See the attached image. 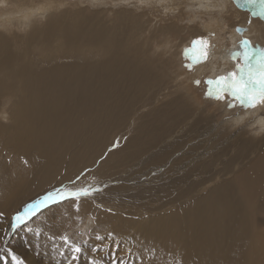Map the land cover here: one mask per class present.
Masks as SVG:
<instances>
[{"label": "bare ground", "instance_id": "bare-ground-1", "mask_svg": "<svg viewBox=\"0 0 264 264\" xmlns=\"http://www.w3.org/2000/svg\"><path fill=\"white\" fill-rule=\"evenodd\" d=\"M105 1L91 4L84 0H0V21L17 27H6L4 33L0 32V166L2 160L12 161L8 175L3 177L8 189L0 188V211L10 217L12 205L20 201L15 196L22 199L27 194L23 191L26 186L47 190L46 186L56 179L69 185L70 180L83 173L82 177L93 185L104 178L114 185L109 184L105 191L108 195L96 198L95 193L92 198H82L79 211L74 200L56 205L49 215L59 220L48 221L43 227L69 237L67 232L82 237L84 230L93 235L96 244L99 241L95 236H103L111 229L109 232L122 238L134 254L143 258L144 264H264V152L240 165L239 170L228 166L227 176L215 171L214 160L200 162L185 172V167L175 162L176 156L182 157L181 152L166 159L180 145V140H167L172 138L179 119L190 117L191 109L189 103L181 101L179 91L174 93L172 85L178 70L173 44L176 29L187 45L201 36L213 45L215 31L221 26L235 30L229 37L230 47H218L214 52L217 59L208 61L209 71L214 69L211 78L215 79L232 71L237 60L243 62L242 56L231 59L232 52L243 51V37L251 41L259 55L264 49V21L249 18L250 14L240 13L239 8L233 10L228 0H217V5L213 0H192L189 5L209 4L208 8H215V15L208 14L202 22L193 21L184 32L177 16L176 20L172 16L175 6H183L187 0H162L155 5V13H160L156 24L151 13L136 12V0H122L132 6L111 7L108 6L118 0ZM139 1L145 9L152 3ZM230 15H238L240 23L235 22L236 18L232 20L236 25L229 22ZM226 21L232 25L227 27ZM238 26L244 31H237ZM155 45L169 48L157 53L159 50H153ZM178 56V65L183 69L180 50ZM179 82L182 91L181 85L188 81L179 74ZM192 89L190 85L189 94ZM163 90L173 93L162 98L165 102L161 99ZM219 101L220 107L212 106L215 111L226 107V96ZM258 104L255 113L264 108V103ZM194 112L197 111L191 115ZM255 113L246 109L232 111L231 118L224 117L220 123L211 112L204 122L220 130L225 128L230 134L231 127L238 129ZM166 119L171 122L163 127ZM257 123L264 128L263 117L256 119L252 127ZM194 124L188 132L197 130L199 126ZM244 126L243 132L251 133L250 123ZM237 135L233 134L250 139ZM217 142L222 149L233 145L221 144L218 139ZM116 143L119 147H113ZM248 146L244 143V148ZM188 147L193 151L197 145L189 143ZM140 166L159 170L149 173L148 178L141 172L127 176L129 168ZM175 168L177 172L184 170L176 173L175 179L168 176L167 183H156L165 170L169 173ZM199 169H211L216 174L192 180ZM218 178L221 180L216 181ZM183 183L186 187L180 186ZM125 188H135L136 192L119 193ZM162 194L165 199L158 201ZM151 197L156 199L148 205L142 203ZM99 199L103 200L96 202ZM135 204L141 209L133 211ZM82 212L95 217H84L81 223L78 218ZM9 219L8 223L12 220ZM99 219L102 224L98 228ZM96 222L98 229H91ZM33 223L24 229L31 227L34 231L30 233L37 239L43 235L48 240L45 229L40 231ZM21 228L10 237L11 242ZM12 233L10 228L8 235ZM92 246L85 249L89 252ZM52 252L57 255L54 249ZM68 254L65 251V256ZM59 257V264H66L65 258ZM106 259L111 264L110 258Z\"/></svg>", "mask_w": 264, "mask_h": 264}, {"label": "rangeland", "instance_id": "rangeland-1", "mask_svg": "<svg viewBox=\"0 0 264 264\" xmlns=\"http://www.w3.org/2000/svg\"><path fill=\"white\" fill-rule=\"evenodd\" d=\"M101 1L106 2L105 0H100L99 2H101ZM150 1L152 3L148 5L147 9H145V7H143L144 4H142L139 0L134 1L135 3L139 4V6L141 5V8L139 6H136L137 11L136 10L135 11L136 12H140V11L145 12L146 11V12L151 13L156 18V21L154 22V24H156V22L158 21V18H159V17L157 18L156 16H158L160 13L159 12L155 13L156 11H155L154 7H155V5L161 4L162 0H150ZM213 1L217 5V3H216L217 0H213ZM84 2H88L91 4H94V3L98 4L99 3V2H95V1H85V0H84ZM112 3L113 4H110L109 6L108 5L107 6L111 7L112 5H131L132 4L128 1L123 3L122 0L121 1L120 0L113 1ZM189 3H193V1L187 0L183 6L181 4H178V6H175V12H174V15L172 16V18H175V20H176V16H177V23L181 28L184 29V32L188 31V28H189L188 26L193 21L202 22L203 20H205V18L208 16V14L215 15V13H214L215 8H208L209 4L203 5V3L202 4L197 3L196 6H193V5H189ZM228 4H229V6L232 7L233 10H236L237 8H239V11H241L240 13H249L250 14L249 18H252V19L253 18H259L260 21H264V18L262 16L260 17L259 15L258 16L253 15V12L258 11V9L261 7V4L259 2L256 5H245V6L241 7L236 3V0H228ZM236 17H238V15ZM236 17L233 15L228 16L229 22L233 23L234 25H236V23H240L241 20H237L238 18H236ZM235 18L237 20V21H235L236 23H234L232 21V20H235ZM210 19H211V17L209 18V20ZM7 24H5V22L0 23V32L4 33V31H6V27L7 28H17L16 26L10 25V23H8V22H7ZM226 24H227V27H229L228 26L229 23L227 22ZM229 25H232V24H229ZM190 27L198 29L197 26H190ZM176 31L177 32H175L173 44L175 45V61H176L175 66L178 67V70L175 71V81L173 82L172 85L174 86L173 87V89L175 91L174 93H177L179 91V93L183 96L182 97L183 99L181 101L184 104L189 103V105H191V109H190V113H189L190 117H188L187 119H185L183 121L179 119V121L177 122V124L174 127V132H173L172 138H169V140H167L168 143L169 142L175 143V140H180L178 142L180 145H179L178 151L172 152L166 159L170 158L172 155H175L176 153L181 152L182 157L175 155L177 157V158L175 157V162H176L177 166L185 167L184 168L185 172H189V170L195 168V166H193V165H198L200 162H205L206 160L207 161H213L214 160L215 165H216L215 171H219V174H222V175L225 174L224 176H227L229 173H226L225 168H227L228 166H231L235 170L236 169L239 170L240 165L246 164L247 160H250L251 158L254 159L258 156V153L264 152V128H261L258 123L254 127H252L254 125L253 123L256 121V119L260 120L261 117L264 118V108H262L260 111L255 113V111H256L255 108L257 106H259V104H257L256 107L241 106L238 101L232 100V98L230 96L226 95V103L227 104H223L226 107L221 108V111H215L214 110L215 107H212V106H213V104H215V105H217V107H220V105H219L220 101L205 97V93L208 89V85L205 83V79L213 77L212 75L214 73V69L212 71H209L208 61L210 60L211 63H213V61L217 59V58H214V52L218 49V47H223V48H229L230 47V45L232 43L230 42L229 37L231 35V32H235V30L229 31L226 29V26H221L219 29H216L215 40L212 41L213 45H211L210 58L207 61H203V62H194V59L196 57H199V55H200L199 48H197L193 52H190L186 58L184 50L186 48H192V41L193 40L191 42L188 41L189 44L187 45V41L186 42L182 41V38H180L178 36V34H180L179 29H176ZM218 33H220V37H219ZM226 34H228L227 37H225ZM8 37H10L9 40L12 39V41L14 42V38L12 36H8ZM184 37H186V36H184ZM168 48H169V46H156V45L153 46L154 52H157V50H159V52H157V53H164L162 50H168ZM179 50L181 52V60H182V65H183L182 68L183 69H180V67L178 65V57H179L178 51ZM189 63H191L193 65L190 70L185 66ZM237 63H242V62H241V60H237V62H235V65L232 66V70L235 69V66ZM179 74H182V80L183 81H188L187 84L181 85L182 91L180 90ZM195 80L201 81V83L199 85H197L199 88H196V86L194 84ZM190 85H192L193 89L191 90V93L189 94L188 91H189ZM171 94H173V93L168 92L166 90H163V92L161 94V99L162 98H168ZM191 95H194L195 97L192 98ZM196 95H197V97H196ZM197 98L202 100V103ZM213 100L216 102L213 103L214 102ZM229 100H232V102L235 103L236 106L235 107H229L228 106ZM163 101L165 102V100L162 99V102ZM151 106H149V107L151 108ZM194 106L199 107L200 109H197ZM245 109L249 113L250 112L255 113L252 116H250L247 120H245V122H244L245 124H246V122L250 123L251 133H247V132L244 133L243 132V129H245V127H246V126H244L245 124H243V125L239 124L238 129H237V127H235V128L231 127L232 130L228 129L229 131H231V132H229L230 134H227V132L224 130L225 128L220 130L218 126H216V125L210 126L206 121L204 122L205 118L208 117V113L210 114L211 112L213 113V115H216V119H219L220 123H221L222 119H224V117L226 119L231 118L230 113L232 111L238 113V111L245 110ZM193 110L197 111L198 113L194 112L191 115V112ZM226 110H228L230 113L227 114ZM195 120L200 122V123L194 124L193 122ZM170 122H171L170 119H166L165 121L162 122V126L163 127H164V125L167 126ZM191 123L199 126L195 132H188V128L191 125ZM240 128H242V129H240ZM232 132H233V134L237 133L238 134L237 136H239L241 134H242V136H244V135L247 137L249 136L250 139H245L241 136L234 137ZM258 137H260V138H258ZM217 139L219 140V142L221 144L223 143V144L229 145V144L233 143V145H229L226 149H222V148H220L219 143L217 142ZM167 141H166V143H167ZM198 142H200V144H198ZM189 143H194V145L196 144L197 147L193 151H191V149L188 147ZM244 143L249 144V146L244 148ZM1 158H2V156H1ZM231 162H233V165H230ZM2 163L4 166L2 165ZM2 163L0 166V188L7 190L8 185L7 184L5 185V183H3V177L6 178V176L8 175V171H9L8 169H11L12 161L9 160V162L5 163V161L2 160ZM135 164H133V165H135ZM162 164L163 163L157 165V167H160ZM137 165H138V163H137ZM184 169H182V170H184ZM158 170L152 169V168L146 169L144 166H140L139 168L131 167L126 172L128 173L127 176H129V177L135 176V175H140L138 172H141V173H143L145 178H148L149 173L155 172ZM182 170L177 172V168H175L174 171H169V173L166 172L167 170H165L164 174L160 177V179L156 183H159V182L167 183L170 179L168 176L171 175L170 176V177H172L171 179H175V176H176L175 174L176 173L181 174L183 172ZM215 171H212L210 169L209 171L205 172L204 170L199 169L198 172L196 173V175H193L191 177V179L198 181V180H201L202 177H210V176L216 174V173H214ZM78 176H81V174H79ZM1 177H2V179H1ZM76 177L74 179L70 180V182L76 181ZM223 178H227V177H223ZM219 180H221V178L216 179V181H219ZM135 181H137V180H135ZM70 182H69V185H72L73 187L85 186L87 184L93 185L92 182L87 181V179L85 177H82V176H81V179L76 181L74 184L70 183ZM79 182H80V184L77 185ZM111 182H112V180L111 181L105 180V178H104V179H101V181H97L96 183H94L95 186L107 185V187H104L103 191L97 192L98 196L96 198H98L99 195H108V194H105V191H106V189H108L109 184H110V187L112 185H114ZM62 183L68 185V183H66L65 181L61 182L60 179H56L52 182V184H49L46 186L47 190H44V189L40 190V188H38V187L36 189H34V187L26 186L23 191H27V194L26 195L22 194L24 196L22 199L16 198V196H15L14 199L20 200V201H15L17 203L12 205V215L10 217H8L6 215L7 213L5 214V212L0 211V212L4 213L3 219H0V264H15V261H13L11 258L12 252L17 253L22 259H24L25 264H56V261L59 264L61 262L58 254L56 255L55 253L52 252L53 246H50L51 241L49 239L45 240L43 238V235H40V237L37 239L32 233H30V232L26 231V229H24L25 225H22L21 226L22 228L20 227L21 231L17 234V237L15 238L14 242H11L10 237L13 234L15 235V232L17 229L13 230V233L11 235H8V230L11 228L10 225L12 223V220L9 223H8V221L10 220L9 218H12V216L17 211L22 210L24 205L31 202L33 199L38 198L40 195L44 194L48 190H51L55 187L62 185ZM186 183H188V182H186ZM144 185L146 186L147 183H144ZM208 185H211V183H208ZM180 186L186 187V184L183 183ZM134 189L135 188L130 190V189L125 188V189L121 190V192H119V193H122V192H125L128 190L131 192L132 191L136 192V190H134ZM164 195L165 194L160 195V197L158 198V201L164 200L165 199ZM151 199L155 200L156 198L151 197L149 199H146V201L142 202V203L148 205V202H152ZM101 201H100V199L96 200V202H101ZM91 202H95V200H92ZM61 203H64V202H61ZM95 205H99V204L96 203ZM54 208H56V205L51 206V207L46 208V209H41L40 211L37 212V215L34 216L32 218V220H30L27 224L34 221L35 223H33V225L37 226L40 231H43L45 229L44 232L47 234L48 237L54 236V237L58 238L60 235H57V233H56V231H54V229L49 230L48 227H43V224H48L51 222L57 223L56 221L59 220L57 218L53 219V217H55V216L51 217L49 215L50 212H53L55 210ZM131 208L133 209V211L136 209H138V210L141 209L140 206H138L136 204L134 206H132ZM52 209H54V210H52ZM126 209L129 210L130 206H126ZM45 211H47V212H45ZM82 213L80 214V216L78 218L81 223L84 222L85 220H89L90 216H94L93 213H91V214H89L88 212H82ZM85 214H87L89 216H85ZM84 217H85V220L83 219ZM55 219H56V221H55ZM46 222H48V223H46ZM90 222H91V224H93L92 220ZM100 222H102V220L99 219L98 228L102 224ZM97 223L98 222H96L95 225H93L91 227V229H93V230L98 229ZM78 228H79V230L82 229L81 226H79ZM110 230L111 229L106 230L105 231L106 233L104 232L103 236L106 237L108 235L107 232L109 233ZM82 231H83L82 237L80 235H73V234H71V232H67V233L70 234V238L72 240L80 239L82 241H85V240L88 241L87 244H83L84 249L85 248L87 249V246L90 244L95 245L96 243L92 239L93 235L90 236L84 230H82ZM53 232H55L56 234H53ZM61 235H64V234H61ZM120 239L122 240L121 250H123V252H121V250H120L117 252V255L118 256H120V255L127 256L128 255L127 249H129L130 247L126 243L124 244V241L122 238H120ZM15 242L19 243V246L17 244L15 245L14 244ZM98 243H100V242H98ZM103 243H109V241L105 240ZM50 248H52V250ZM86 249H85V254L83 256H81V258H80L79 264H89V259H88L89 256H92V257L97 258V259H103L104 264H110L109 260L106 259V257H109V255L106 252L100 251V252L93 253L91 251V248H89V252ZM29 257H31V258L33 257V258L31 259ZM57 257H59V258H57Z\"/></svg>", "mask_w": 264, "mask_h": 264}, {"label": "snow or ice", "instance_id": "snow-or-ice-1", "mask_svg": "<svg viewBox=\"0 0 264 264\" xmlns=\"http://www.w3.org/2000/svg\"><path fill=\"white\" fill-rule=\"evenodd\" d=\"M258 2L261 7L258 11H254L253 15L264 17V0H236V3L241 7L256 5ZM237 31H241V29L237 28ZM241 44L244 47L243 53H233L232 59L235 60L237 56H242L243 62L237 63L235 69L226 74L219 75L215 79L208 78L205 81L208 85L205 97L222 101L227 95L232 100L238 101L241 106L256 107L258 103H264V49H261L259 55H257V50L252 47L251 41L245 39L241 41ZM197 48H199L200 55L194 59V62L207 61L210 58L211 50L209 39L205 36L194 39L192 48L184 50L186 58L190 52ZM185 66L190 70L193 65L189 63ZM194 83L199 85L201 81L195 80ZM232 100H229V107L236 106ZM113 147H119V144L116 143ZM82 175L83 173H81ZM81 176H77L76 181L80 180ZM76 181H71L70 183L74 184ZM104 187H107V185L95 186L87 184L80 187H69L66 184H62L24 205L22 210L17 211L12 216L10 227L12 230L19 229L22 225H27L41 209H46L68 200L76 201L75 206L77 211H79V202L82 198H92L95 193L103 191ZM108 211H111V209H108ZM3 217L4 213L0 212V219H3ZM28 231L32 232L34 229L29 227ZM36 234H40L38 230H36ZM48 239L52 241V246L56 253L65 258L66 264H79L81 256L85 254L83 244L88 243L86 240L76 243L67 235H60L58 240L54 236L48 237ZM95 240L100 243L93 245L91 251L93 253L106 252L109 255L111 264H144L143 258L134 254L131 248L127 249V256L117 255V252L121 250L122 240L114 233L109 232L106 237L96 235ZM105 240H108L109 243H103ZM65 251L69 255L65 256ZM11 258L15 261V264H25L24 259L15 252H12ZM88 259L89 264H104L103 259H97L92 256H89Z\"/></svg>", "mask_w": 264, "mask_h": 264}, {"label": "water", "instance_id": "water-1", "mask_svg": "<svg viewBox=\"0 0 264 264\" xmlns=\"http://www.w3.org/2000/svg\"><path fill=\"white\" fill-rule=\"evenodd\" d=\"M237 28H240L241 29V31H239V32H243L244 31V29L242 28V27H236V29ZM245 39H247V38H245V37H243V39L241 40V41H243V40H245ZM248 40V39H247ZM240 46H241V48L243 49V51H244V47H243V45L241 44V42H240ZM253 47V46H252ZM253 48H255V47H253ZM256 49V48H255ZM257 50V49H256ZM242 50H235L234 52H232V54H231V59H232V55H233V53H237V52H239V53H242L243 52ZM258 51V50H257ZM257 54V53H256ZM238 57V56H237ZM237 57H236V59H237ZM208 78H206L205 79V81L207 80Z\"/></svg>", "mask_w": 264, "mask_h": 264}]
</instances>
